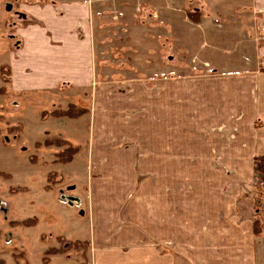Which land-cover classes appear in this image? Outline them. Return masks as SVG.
<instances>
[{"label": "rangeland", "instance_id": "rangeland-1", "mask_svg": "<svg viewBox=\"0 0 264 264\" xmlns=\"http://www.w3.org/2000/svg\"><path fill=\"white\" fill-rule=\"evenodd\" d=\"M40 2L0 0V261L93 264L86 241L94 190L104 191L109 185V190L125 193L129 186L128 194L160 196L151 205L161 214L166 211L167 220L178 221L174 215L178 186L193 178L195 196L208 197L216 212L222 210L223 200L239 221L258 232L254 255L256 264H264V175L256 171L255 161L253 168L241 171L231 164L238 162V155L223 157L214 149L208 156L209 171H178V81L225 78L264 68V1L263 10L255 0L105 3L91 29L97 36L91 60L94 73L84 85L68 83L46 91L25 80L33 71L17 80L10 71L14 54L20 59L26 50L22 34L31 20L24 21V5ZM31 29L46 33L40 26ZM261 94L263 112L264 84ZM117 99L128 105V120L150 115L151 121L166 127V170L115 171L109 166L92 170L90 147L96 131L106 125L118 129L105 118ZM147 99L150 107L144 103ZM72 104L87 112L78 119L51 115ZM135 126L142 136L146 133L137 122ZM151 130L153 146L158 128ZM54 139L79 149L71 163L60 160L69 145L46 144ZM118 184L123 187L116 188ZM125 205L143 211V202ZM22 221L29 225L22 226ZM166 248L178 260V238L174 243L168 237ZM52 249L66 252L52 255Z\"/></svg>", "mask_w": 264, "mask_h": 264}, {"label": "crops", "instance_id": "crops-1", "mask_svg": "<svg viewBox=\"0 0 264 264\" xmlns=\"http://www.w3.org/2000/svg\"><path fill=\"white\" fill-rule=\"evenodd\" d=\"M126 1L129 0H43L40 4L24 5V21L31 20L22 34L26 50L20 59L14 54L10 71L16 80L33 71L30 78H24L38 91L68 83L84 85L94 73L91 60L97 36L91 29L97 12L105 3ZM263 1L255 0L256 7L263 10ZM35 26L45 28L46 33L32 30ZM263 84V66L225 78L178 81V171H209L208 156L214 149L223 157L238 155V162L231 164L241 171L253 168L254 157L264 155V111L260 98ZM147 100L144 103L150 107V99ZM160 101L165 102H157ZM116 102L115 109L105 118L110 117L109 124L115 123L118 129L111 130L113 127L106 125L102 132L96 131L90 147L92 170H105L108 166L115 171L166 170V127L151 121L150 115L128 120V105L118 99ZM136 122L146 128L143 136V131L134 128ZM151 126L158 128L153 134H157L153 146ZM250 161L253 164L248 165ZM181 183L178 213L174 214L178 221L167 220L166 211L161 214L151 205L160 196L128 194L129 186L125 193L109 190V185L104 191L94 190L87 228L90 236L86 241L93 251V264H256L255 229L246 221H239L223 200L222 210L216 212L208 197L195 196L191 188L195 185L193 178ZM119 185L122 186L118 184L116 188ZM137 201L143 202L142 212L136 211L138 206L125 205ZM168 237L174 243L178 238V260L165 251Z\"/></svg>", "mask_w": 264, "mask_h": 264}, {"label": "trees", "instance_id": "trees-1", "mask_svg": "<svg viewBox=\"0 0 264 264\" xmlns=\"http://www.w3.org/2000/svg\"><path fill=\"white\" fill-rule=\"evenodd\" d=\"M87 112V109L81 108V107H77L76 105H70L66 110H57L54 112H51V115L53 117H57V118H69V119H78L80 117H82L85 113ZM56 144L59 146H63V145H69L70 147L67 148L65 150L66 153H63L62 156L63 158L60 159L61 161H63V163L68 164L71 163L74 154L78 153L79 149L77 147L71 146L70 144H68L66 141H62L60 139H54L53 141H47L46 144ZM254 161H255V165H256V171H258L259 173L264 175V155L262 154H258L254 157ZM29 223L28 221H22V226H28ZM256 233H258L256 231ZM63 252H66L65 250L59 249V250H50L49 253L52 255H58L61 254ZM0 264H4L2 263V261H0Z\"/></svg>", "mask_w": 264, "mask_h": 264}]
</instances>
